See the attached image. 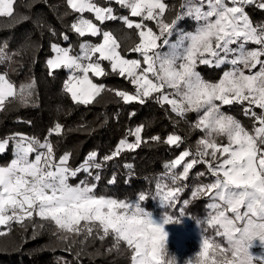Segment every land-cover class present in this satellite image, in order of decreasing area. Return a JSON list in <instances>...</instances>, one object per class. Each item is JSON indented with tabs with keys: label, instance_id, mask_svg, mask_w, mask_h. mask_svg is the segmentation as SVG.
I'll use <instances>...</instances> for the list:
<instances>
[{
	"label": "snow or ice",
	"instance_id": "6c2138e0",
	"mask_svg": "<svg viewBox=\"0 0 264 264\" xmlns=\"http://www.w3.org/2000/svg\"><path fill=\"white\" fill-rule=\"evenodd\" d=\"M115 3L129 14L117 15L113 7L101 6L95 0H66L68 8L80 14L70 30L79 38L102 36V42L81 40L79 53L75 55L71 46L51 43L54 56L46 64L49 76L57 69H65L68 75L63 91L74 103L89 105L103 92L113 91L103 83H95L89 75L107 77L109 71L102 62H108L112 74L134 87L132 92L114 90L122 102L144 105L154 100L161 108L168 105L172 113L189 124L190 130L202 133L194 151L186 148L164 164L166 172L161 180L170 179L171 184L157 182L155 194L151 195L164 210L162 222H157L153 211L146 210L144 202L150 198L146 191H141L135 200L97 195L95 191L101 179L99 170L106 162L147 142L141 135L143 125L129 131L128 135L135 137L133 142L121 139L116 149L100 162L98 153L92 151L83 164L72 168L70 153L59 158L55 155L50 137L64 131L63 125L55 123L43 142L21 133L0 138V155L10 146L12 153L10 161L0 165V229H3L0 237L9 235L14 223L25 230L30 224L34 231H42L49 225L52 235L66 245V251L77 243L82 246L76 253L77 259L81 255L95 257L121 252L123 245L130 254V264H178L177 257L168 251L164 224L185 217V208H180L177 218L166 210L177 207L188 187L184 182L189 179L190 170L204 164L212 180L194 185L191 197L193 200L207 197L211 201L207 204L210 210L207 219L197 223H205L214 230L215 237L202 231L199 252L185 264H255L257 260L264 264V257H254L250 252L257 238L264 243V22L254 23L246 11L251 5L264 10V0H182L179 10L168 0H115ZM15 4L16 0H0V18L16 19ZM86 12L93 14L100 25L120 20L127 29L136 30L138 41L122 54L121 42L113 32L102 30L92 19L85 18ZM169 13L175 15L169 18ZM185 19L194 23L193 30L179 27ZM50 31L56 35L54 29ZM174 35L176 39L172 40ZM61 38L70 40L66 33ZM7 47V41L0 42V57L10 60ZM131 53L138 58H128ZM202 65L228 67L213 82L198 71ZM36 88L34 78L17 87L7 73L0 74V112L12 100L23 107L37 106ZM233 105L240 106L244 116L254 119L251 129L223 110ZM189 114H195L196 119L188 121ZM150 140L161 142V137L155 135ZM162 142L179 148L184 138L169 134ZM189 157L192 158L185 163ZM181 164L182 171L176 172ZM124 167L132 169L133 165ZM81 172L87 174L85 179L76 185L69 183ZM206 173L198 172L195 178ZM88 178L93 182L89 183ZM109 183H116V177ZM189 203L183 201L184 206ZM108 238L113 244L106 253L99 249L94 253L85 251L90 239L94 243Z\"/></svg>",
	"mask_w": 264,
	"mask_h": 264
},
{
	"label": "trees",
	"instance_id": "16d2710c",
	"mask_svg": "<svg viewBox=\"0 0 264 264\" xmlns=\"http://www.w3.org/2000/svg\"><path fill=\"white\" fill-rule=\"evenodd\" d=\"M102 5H111L115 14L125 15L127 10L122 9L115 1L96 0ZM174 3L179 10L182 0H168ZM16 19L0 18V42L7 41L6 49L10 60L0 57V70L8 68L7 75L17 87L21 84H28L34 78L37 82V106L23 107L12 100L3 112H0V138L9 134L21 133L27 136H35L41 141L47 137L50 128L55 123H60L64 131L60 135L53 134L50 137L54 145L55 155L59 158L65 153H70L69 166L76 168L83 164L85 158L92 151L98 153L97 162L102 157L111 154L119 145L121 139L129 142L135 140L134 136L128 135L130 130L143 125L142 137L146 143H142L135 151H123L120 156L104 164L99 170L101 179L95 189L97 195H104L123 200H135L141 191L150 193L148 201L144 202L146 210L153 211L154 216L161 217L163 209L159 207L158 200H152L151 195L155 194L157 182L171 184L170 179L161 177L166 172L164 164L170 162L186 148L195 150V142L202 135L200 131L190 130L189 124L177 117L170 111L168 105L161 108L154 100H149L141 105L138 102L125 104L114 95V90H126L132 92L134 87L124 78L112 74L108 62H102L109 75L97 78L91 75L97 83H103L113 91H105L96 101L89 105L74 103L70 95L63 91V82L67 79L65 69H57L49 76V69L46 60L52 56L50 50L51 43H57L64 47L71 46L72 54H78V44L81 39L92 38L86 36L79 38L70 30L71 23L80 14L74 13L68 8L66 0H16ZM249 13L254 23L264 22V10H259L255 5L248 6ZM125 12V13H123ZM65 13H68L65 15ZM123 13V14H122ZM128 13V12H127ZM86 15L90 13H84ZM175 13H169L171 18ZM29 17L24 20L23 17ZM139 20V18H133ZM100 25L99 21H96ZM192 22L190 19L183 20L182 23ZM149 26H154L152 22H147ZM102 30H111L113 35L121 42V51L128 48L134 41H138L135 29H127L120 21H106L100 25ZM54 29L56 35L51 34ZM69 35V41L62 40V34ZM95 39V38H93ZM137 56L131 53L128 57ZM225 66V65H224ZM214 67H200L206 79H218L220 69ZM224 110L232 113L245 127L251 129L254 126V119L246 117L238 105L225 106ZM259 111V110H257ZM135 113L134 116L130 113ZM188 121L196 119L195 114H189ZM30 122V123H29ZM169 134H178L184 138V143L179 147L169 146L162 141ZM159 135L161 142L150 140L152 136ZM10 148L5 154L0 155V164L7 162L11 158ZM192 157L186 158L185 163ZM125 164L133 165L132 169L124 167ZM183 169L181 164L176 172ZM204 171L206 165L198 164L190 170L189 179L184 182L189 184L180 196V202L175 209H167L168 214L174 218L179 216L181 207L185 208V217H181L179 222L187 227H199L208 237H215L214 230L208 228L205 223L198 225L197 221H205L209 213L207 204L210 202L207 197L193 200L191 192L193 186L198 183L211 182L212 177L205 174L199 179L195 174ZM93 174H96L94 170ZM86 173H79V180L86 177ZM115 176L116 183L110 184L109 180ZM92 183V179L88 178ZM184 200H189L188 206L183 205ZM37 218V223H39ZM27 223V222H26ZM176 223V222H175ZM3 230V229H0ZM53 229L46 225L41 230H35L29 224L27 230L19 224L12 225L9 235L0 237V264H130V254L121 245V252L113 251L110 254L100 256L81 255L76 257L81 245L77 243L70 251H66V245L57 240L52 235ZM36 238L33 239L32 237ZM80 239H83L81 237ZM219 242H224L222 238L216 237ZM113 244L111 238L101 242L99 239H90L84 246L87 253H94L97 249L106 253V250ZM167 248L170 254L177 257L178 264H185V261L199 252L200 247L196 242H188L185 249L179 252L173 243L168 242Z\"/></svg>",
	"mask_w": 264,
	"mask_h": 264
},
{
	"label": "rangeland",
	"instance_id": "374dc122",
	"mask_svg": "<svg viewBox=\"0 0 264 264\" xmlns=\"http://www.w3.org/2000/svg\"><path fill=\"white\" fill-rule=\"evenodd\" d=\"M112 1H115V0H112ZM95 2L98 3L96 0H95ZM98 4H100V3H98ZM100 5L101 6H105V7L111 6V5H102V4H100ZM123 13H125V12H123ZM128 14L129 13H127V12L125 13V15H128ZM83 15H84L85 18L92 19L94 23H97L93 14L90 13L88 15H86V14H83ZM179 27L182 28V29L191 31V30L194 29V23L193 22L182 23L181 25L179 24ZM93 38H95V39H93ZM175 39H176V36L174 35L172 37V40H175ZM81 40L88 41V42H91V43H99V42H102V36H97V37H92V38H85V39H81ZM249 47H253V45H249ZM78 51H79V44H78ZM73 55H75V54H73ZM52 56H54V53L52 54ZM52 56H50L49 58H51ZM128 58H138V56H132V57H128ZM46 66H47V64H46ZM202 67H208V66L202 65ZM227 67H228V65H225L224 68H222V70L221 69L219 70V71H221L219 78L222 76V72L224 70H226ZM199 68H198V71H200ZM8 72L10 73V70L8 68H6V70H2V71L0 70V74L8 73ZM201 74H202L203 77L206 74L210 75L209 72H205V73L201 72ZM89 75L91 76L92 74L89 73ZM218 79H215V80L206 79V80H210V81L215 82ZM94 82L97 83L96 81H94ZM229 114H232V113H229ZM10 152H11V148H10ZM11 158H12V153H11ZM10 159L7 162H5L3 164H0V165H4V164L8 163L10 161ZM79 177L80 176H78V178ZM78 178L76 177V178L70 179L69 183H71L72 185H76L80 181ZM154 218L157 220V222H162V218L161 217L154 216ZM164 229L168 233L167 243L168 242L173 243L174 246L176 247V249L179 252L183 251L185 249L187 243L190 242V241L196 242L199 245V247H200V244H201V230H200L199 227H187L184 224L173 222V223H169V224H164ZM250 252L252 253V255L254 257H264V243H262L259 240V238H257L255 241H253V246L251 247ZM255 264H262V262L260 260H257V261H255Z\"/></svg>",
	"mask_w": 264,
	"mask_h": 264
},
{
	"label": "clouds",
	"instance_id": "9594fccd",
	"mask_svg": "<svg viewBox=\"0 0 264 264\" xmlns=\"http://www.w3.org/2000/svg\"><path fill=\"white\" fill-rule=\"evenodd\" d=\"M176 223H179V222H181L180 220H177V221H175Z\"/></svg>",
	"mask_w": 264,
	"mask_h": 264
},
{
	"label": "built area",
	"instance_id": "2783aa9c",
	"mask_svg": "<svg viewBox=\"0 0 264 264\" xmlns=\"http://www.w3.org/2000/svg\"><path fill=\"white\" fill-rule=\"evenodd\" d=\"M30 137V136H29ZM43 142V141H42ZM189 186V184H187Z\"/></svg>",
	"mask_w": 264,
	"mask_h": 264
}]
</instances>
